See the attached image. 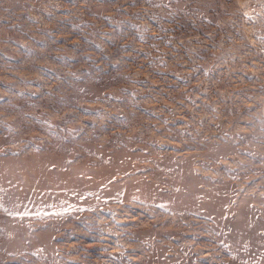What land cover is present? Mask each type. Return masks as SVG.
<instances>
[{"label":"rangeland","instance_id":"obj_1","mask_svg":"<svg viewBox=\"0 0 264 264\" xmlns=\"http://www.w3.org/2000/svg\"><path fill=\"white\" fill-rule=\"evenodd\" d=\"M0 264H264V0H0Z\"/></svg>","mask_w":264,"mask_h":264}]
</instances>
